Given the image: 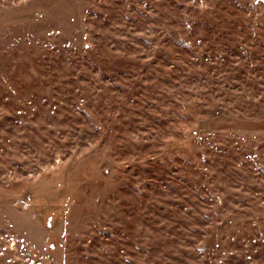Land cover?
Wrapping results in <instances>:
<instances>
[{
  "label": "rangeland",
  "instance_id": "rangeland-1",
  "mask_svg": "<svg viewBox=\"0 0 264 264\" xmlns=\"http://www.w3.org/2000/svg\"><path fill=\"white\" fill-rule=\"evenodd\" d=\"M0 264H264V0H0Z\"/></svg>",
  "mask_w": 264,
  "mask_h": 264
},
{
  "label": "water",
  "instance_id": "water-1",
  "mask_svg": "<svg viewBox=\"0 0 264 264\" xmlns=\"http://www.w3.org/2000/svg\"><path fill=\"white\" fill-rule=\"evenodd\" d=\"M50 246H53V243H51Z\"/></svg>",
  "mask_w": 264,
  "mask_h": 264
}]
</instances>
